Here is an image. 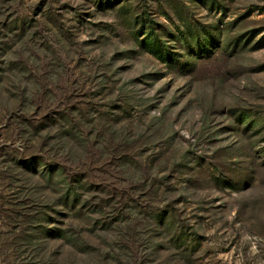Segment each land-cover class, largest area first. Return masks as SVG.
Listing matches in <instances>:
<instances>
[{"label":"rangeland","instance_id":"obj_1","mask_svg":"<svg viewBox=\"0 0 264 264\" xmlns=\"http://www.w3.org/2000/svg\"><path fill=\"white\" fill-rule=\"evenodd\" d=\"M0 264H264V0H0Z\"/></svg>","mask_w":264,"mask_h":264},{"label":"trees","instance_id":"obj_2","mask_svg":"<svg viewBox=\"0 0 264 264\" xmlns=\"http://www.w3.org/2000/svg\"><path fill=\"white\" fill-rule=\"evenodd\" d=\"M218 41L220 42V35L219 36H216ZM215 39V38H214ZM144 46H147L148 48H151V49H154V50H157L158 53L161 54V56H164L165 55V50L164 48L162 47V45L160 43L157 42L156 40V37H149V38H146L145 41H144ZM238 45V44H237ZM160 49V50H159ZM164 51V52H163Z\"/></svg>","mask_w":264,"mask_h":264}]
</instances>
